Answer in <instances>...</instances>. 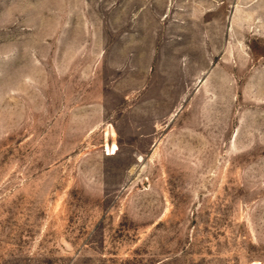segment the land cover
<instances>
[{
	"label": "rangeland",
	"instance_id": "rangeland-1",
	"mask_svg": "<svg viewBox=\"0 0 264 264\" xmlns=\"http://www.w3.org/2000/svg\"><path fill=\"white\" fill-rule=\"evenodd\" d=\"M0 264H264V0H0Z\"/></svg>",
	"mask_w": 264,
	"mask_h": 264
},
{
	"label": "bare ground",
	"instance_id": "bare-ground-1",
	"mask_svg": "<svg viewBox=\"0 0 264 264\" xmlns=\"http://www.w3.org/2000/svg\"><path fill=\"white\" fill-rule=\"evenodd\" d=\"M110 149H108V151H109ZM116 150V147L114 146L113 147V149H112V151L114 152ZM112 154V153H111Z\"/></svg>",
	"mask_w": 264,
	"mask_h": 264
}]
</instances>
